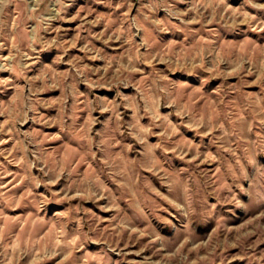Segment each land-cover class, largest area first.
<instances>
[{
    "label": "clouds",
    "instance_id": "clouds-1",
    "mask_svg": "<svg viewBox=\"0 0 264 264\" xmlns=\"http://www.w3.org/2000/svg\"><path fill=\"white\" fill-rule=\"evenodd\" d=\"M257 216L264 0H0V264H253Z\"/></svg>",
    "mask_w": 264,
    "mask_h": 264
},
{
    "label": "rangeland",
    "instance_id": "rangeland-1",
    "mask_svg": "<svg viewBox=\"0 0 264 264\" xmlns=\"http://www.w3.org/2000/svg\"><path fill=\"white\" fill-rule=\"evenodd\" d=\"M91 18V17H89ZM74 26H77L74 24ZM6 54V53H5ZM42 92H46L47 89H42ZM54 99V98H52ZM259 135V133H257ZM45 135H47V132L45 133ZM55 139V137H50L49 140L50 142H52ZM9 145L12 143L11 141L7 142ZM225 150H227V146H225ZM212 156V159L215 160L214 155H212L211 153L209 154ZM195 158H192L188 161H186V163H192L193 160ZM208 163V157H205V160L201 161V164H206ZM15 167V166H13ZM85 171L87 172V169H85ZM11 177L10 176H6L4 177L5 180H9ZM17 187H19V185H17ZM156 191H158V189H154ZM264 218L261 216H257L256 218L253 217H248L246 218L244 221H242L239 224L236 225H232L230 227V230H235L237 232V237L236 239L239 240L245 236L248 235H253V230H252V225L255 224L257 222V220ZM104 222L107 223V218H104ZM2 227V226H0ZM247 228V231H244V229ZM137 231V228H133L132 229V234H135V232ZM215 234V230L213 231V233H210V237L212 235ZM146 236V232L141 230V239H143ZM261 243H264V241H260ZM185 246V242H182L180 245V248L182 249ZM238 247V245H236L235 243L233 244L232 249H225L224 251H233L235 254L230 258L229 260V264H236L237 261H246L248 259V257L242 256L240 255L238 252H236V248ZM129 251L127 252V264H143V260L145 258V256L149 255L150 253L148 252V249L145 248L143 251L138 250V246L136 244H129L128 245ZM200 249V244L194 245L192 248L189 249V253H191L192 251H197L199 252ZM173 254L172 253H168L167 256L171 257ZM264 258V256L261 257H254L253 259V264H260V260ZM51 259L48 256H40L36 259L35 264H51ZM217 260L218 257L216 256V250L215 249H210L208 252H203L200 253L199 259L197 258H193L191 264H200L201 261H204L205 264H217ZM62 264H66V262H62ZM156 264H162V261H160L159 259L156 260Z\"/></svg>",
    "mask_w": 264,
    "mask_h": 264
}]
</instances>
